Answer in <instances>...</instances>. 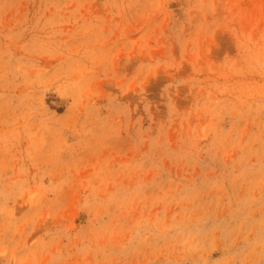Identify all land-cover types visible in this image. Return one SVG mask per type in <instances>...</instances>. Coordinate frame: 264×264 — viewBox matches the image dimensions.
I'll return each mask as SVG.
<instances>
[{"label": "rangeland", "instance_id": "1", "mask_svg": "<svg viewBox=\"0 0 264 264\" xmlns=\"http://www.w3.org/2000/svg\"><path fill=\"white\" fill-rule=\"evenodd\" d=\"M0 264H264V0H0Z\"/></svg>", "mask_w": 264, "mask_h": 264}]
</instances>
